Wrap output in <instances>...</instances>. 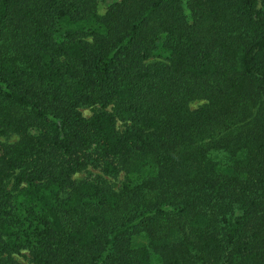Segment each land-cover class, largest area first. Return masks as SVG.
Segmentation results:
<instances>
[{
  "label": "trees",
  "instance_id": "trees-1",
  "mask_svg": "<svg viewBox=\"0 0 264 264\" xmlns=\"http://www.w3.org/2000/svg\"><path fill=\"white\" fill-rule=\"evenodd\" d=\"M99 1L0 0V264H264V0Z\"/></svg>",
  "mask_w": 264,
  "mask_h": 264
},
{
  "label": "rangeland",
  "instance_id": "rangeland-1",
  "mask_svg": "<svg viewBox=\"0 0 264 264\" xmlns=\"http://www.w3.org/2000/svg\"><path fill=\"white\" fill-rule=\"evenodd\" d=\"M185 1L186 0H181L182 6H183V12L187 15V19H189V13L188 10L185 7ZM110 2V0H101L98 2L97 5V10L98 12H102L105 5L108 4ZM204 101L203 100H192L188 103V107L190 109H194L196 107H198L199 105H201ZM80 113L82 114V116L84 117H88L91 113V107L90 106H83L81 108H79ZM17 139V136L12 134V133H5V134H0V143L2 144H11L13 143L15 140ZM90 172L94 173V174H98L100 175V177L102 178V180L104 181L105 186L109 189V190H114L116 188L119 187L120 182L122 180V176L121 173H117V174H103L97 170H93V169H89ZM85 174L84 172H79V173H75L73 174L71 177L74 181H79L82 178H84ZM8 186L11 188V182L8 184ZM142 242H144L143 237L138 236L134 239V243L135 244H141ZM14 259L18 262H20L21 264H31V262L29 261V256L26 250H21L18 254L13 255ZM152 261L155 262V258L152 257Z\"/></svg>",
  "mask_w": 264,
  "mask_h": 264
}]
</instances>
